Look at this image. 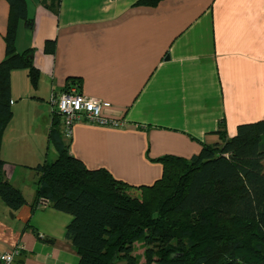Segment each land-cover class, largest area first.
Masks as SVG:
<instances>
[{
    "label": "crops",
    "instance_id": "obj_1",
    "mask_svg": "<svg viewBox=\"0 0 264 264\" xmlns=\"http://www.w3.org/2000/svg\"><path fill=\"white\" fill-rule=\"evenodd\" d=\"M27 0L17 26L18 52L32 49L39 69L11 71L13 115L2 138L5 177L27 202L0 197V253L24 245L14 264H79L66 237L72 215L35 205L34 167L57 158L50 141L51 97L76 86L112 104L120 127L79 121L64 139L88 168H105L131 185L163 174L158 158H191L264 118V0ZM10 4L0 0V62ZM48 39L54 40L49 52Z\"/></svg>",
    "mask_w": 264,
    "mask_h": 264
},
{
    "label": "trees",
    "instance_id": "obj_2",
    "mask_svg": "<svg viewBox=\"0 0 264 264\" xmlns=\"http://www.w3.org/2000/svg\"><path fill=\"white\" fill-rule=\"evenodd\" d=\"M6 56L0 62V197L13 210L27 200L4 173L3 133L13 112L11 71L27 67L37 85L32 49L16 50L17 26L29 18L27 0H7ZM143 0L141 3H156ZM56 0L48 4L55 10ZM54 40L48 39L49 52ZM61 116L53 111L50 141L57 158L38 164L35 205L72 215L66 237L79 264H264V118L205 145L191 158H158L163 174L131 185L105 168L91 169L70 153ZM141 251V252H139Z\"/></svg>",
    "mask_w": 264,
    "mask_h": 264
},
{
    "label": "built area",
    "instance_id": "obj_3",
    "mask_svg": "<svg viewBox=\"0 0 264 264\" xmlns=\"http://www.w3.org/2000/svg\"><path fill=\"white\" fill-rule=\"evenodd\" d=\"M53 111H56L62 120V134L64 139L73 137L75 124L79 121H87L103 126L120 127L123 122L104 112L105 107L112 104L97 97L86 96L76 86L51 97ZM43 205V204H41ZM24 245L17 244L12 250L0 253V264H14L15 257L21 254Z\"/></svg>",
    "mask_w": 264,
    "mask_h": 264
},
{
    "label": "rangeland",
    "instance_id": "obj_4",
    "mask_svg": "<svg viewBox=\"0 0 264 264\" xmlns=\"http://www.w3.org/2000/svg\"><path fill=\"white\" fill-rule=\"evenodd\" d=\"M139 252H141V251H139Z\"/></svg>",
    "mask_w": 264,
    "mask_h": 264
}]
</instances>
